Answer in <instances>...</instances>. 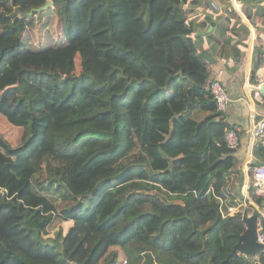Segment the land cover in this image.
<instances>
[{"label":"trees","instance_id":"1","mask_svg":"<svg viewBox=\"0 0 264 264\" xmlns=\"http://www.w3.org/2000/svg\"><path fill=\"white\" fill-rule=\"evenodd\" d=\"M1 1L11 11L0 10V113L22 133L17 145L0 133V264H116L114 246L127 264H154L152 250L209 264L204 246L223 261L245 229L240 211L226 214L236 205L227 178L241 171L225 140L233 125L216 111L205 53L180 12L188 0H53V10ZM237 1L264 13V0ZM255 143L249 192L260 206ZM55 222L69 223L58 238L48 235Z\"/></svg>","mask_w":264,"mask_h":264},{"label":"crops","instance_id":"2","mask_svg":"<svg viewBox=\"0 0 264 264\" xmlns=\"http://www.w3.org/2000/svg\"><path fill=\"white\" fill-rule=\"evenodd\" d=\"M228 1L233 6L232 12L228 10L231 7L227 6ZM211 3L218 4L220 8L213 10ZM253 3L260 2L253 0ZM179 7L185 19L194 24L193 35L199 49L209 53L206 87L208 88V80L212 78H218L225 86L230 103L223 117L240 134V143L234 154L239 162L240 181L234 182L236 174L231 173L226 186L231 193L228 200L236 205L228 206L226 214L234 215L238 211L242 214L245 209L251 213L257 208L260 212L258 229L262 231L264 205L259 206L249 192L252 170L250 161L253 160L256 143L247 130L255 120L264 115V13H261L262 9L256 10L255 5L237 0H188ZM248 12L251 17L247 16ZM254 65L256 68H253ZM260 142L264 145V136ZM253 174L254 177H262L263 185L256 184L253 180V186L255 193L264 198V164L254 167ZM111 249L119 252L116 264H125L123 260L127 259V254L123 250L120 253L121 248L116 246ZM151 254L154 264H174L159 250H152ZM258 256L259 254L247 259L257 261Z\"/></svg>","mask_w":264,"mask_h":264},{"label":"rangeland","instance_id":"3","mask_svg":"<svg viewBox=\"0 0 264 264\" xmlns=\"http://www.w3.org/2000/svg\"><path fill=\"white\" fill-rule=\"evenodd\" d=\"M13 4L16 7H20L23 10H28L31 7H39L43 5L47 0H11ZM49 6H47L45 9H47ZM43 9V10H45ZM50 9H54L53 4L50 6ZM0 10H4L7 12H10L11 10L7 8L6 6L2 5V1L0 2ZM52 32L51 36L54 38L55 42L57 44L62 43L63 37H62V22L61 17L57 14L55 17H53L51 30ZM34 39H35V45L38 47H42V44L48 40L46 37L45 30L40 29L39 25L36 26L34 29ZM78 62V59H77ZM0 133L9 140L13 145H17L21 141V133L22 128L12 125L7 121L5 116L0 113ZM136 151V147H133L131 150L128 151V154H124V158L118 159L115 162H113L112 166H121L129 161L131 158V155ZM68 222H55L51 226V229L49 230L48 235L58 238L60 234H62L67 226ZM200 228H203L204 226L199 225ZM120 253H122V249L120 250ZM130 260V258H129ZM133 262V261H132ZM127 264V263H125ZM140 264H147V258L140 262Z\"/></svg>","mask_w":264,"mask_h":264},{"label":"water","instance_id":"4","mask_svg":"<svg viewBox=\"0 0 264 264\" xmlns=\"http://www.w3.org/2000/svg\"><path fill=\"white\" fill-rule=\"evenodd\" d=\"M53 0H47L43 5L39 7H33L31 10H43L47 6H51ZM206 60L209 61V53H205ZM259 210L255 208L251 213H248L247 209L241 214V219L245 224L244 231L238 236L237 242L233 245L228 256L221 261L219 264H225L229 257H239L244 261L247 260V257H255L256 255L264 252V243L257 240V236L261 233V230L258 229V218ZM201 236H203V231L199 230ZM49 242L52 244V239H49ZM204 249L209 253V264H213V255L208 250L206 246Z\"/></svg>","mask_w":264,"mask_h":264},{"label":"built area","instance_id":"5","mask_svg":"<svg viewBox=\"0 0 264 264\" xmlns=\"http://www.w3.org/2000/svg\"><path fill=\"white\" fill-rule=\"evenodd\" d=\"M233 2H236V0H233ZM211 6L213 10H218L220 8L216 3H211ZM208 89L212 95L216 111L224 114L230 103V97L225 86L218 78H212L208 80ZM247 131L253 141H260L264 136V115L255 120ZM225 140L229 147L236 149L239 146L240 134L235 127L228 126L225 128ZM254 179L256 184L263 185L262 177H254ZM257 240L264 243V230L258 234ZM123 262L126 263V259H124Z\"/></svg>","mask_w":264,"mask_h":264}]
</instances>
